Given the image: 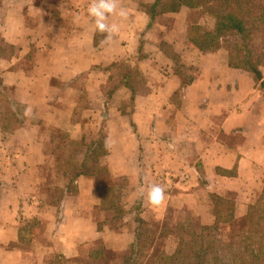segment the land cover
I'll use <instances>...</instances> for the list:
<instances>
[{
	"label": "crops",
	"instance_id": "0c3cea01",
	"mask_svg": "<svg viewBox=\"0 0 264 264\" xmlns=\"http://www.w3.org/2000/svg\"><path fill=\"white\" fill-rule=\"evenodd\" d=\"M155 2L117 0L127 16H109L106 41L91 0H0V264H153L154 244L173 253L160 234L179 215L211 225V196L242 217L263 194L264 65L259 78L230 67L222 38L199 51L186 16L212 21L151 18ZM61 137L103 141L97 178L58 179Z\"/></svg>",
	"mask_w": 264,
	"mask_h": 264
},
{
	"label": "trees",
	"instance_id": "16d2710c",
	"mask_svg": "<svg viewBox=\"0 0 264 264\" xmlns=\"http://www.w3.org/2000/svg\"><path fill=\"white\" fill-rule=\"evenodd\" d=\"M182 8L200 9L212 21L209 23L211 29L194 26L190 30L189 41L199 51L213 52L220 39L226 36L230 41L229 66L260 77L259 67L264 65V0H156L150 9L151 18L157 10L170 13ZM7 50L10 47L0 41V56ZM11 106L13 104L8 102L7 110ZM0 115V125L11 123L12 118H6L3 112ZM66 139L61 137L63 145L57 147L55 154L58 179H67L70 186L79 175L97 178L98 160L105 153L103 141L85 145ZM108 193L107 208L121 216L118 196L113 190ZM210 200L213 223L186 225L177 222L173 229L162 230V240L172 234L178 240L177 245L171 255L160 253L156 256L153 264H264V217H261L264 193L248 206L242 217L235 215L232 201L217 196H211ZM137 254L140 260V249ZM124 264H133L132 258H127Z\"/></svg>",
	"mask_w": 264,
	"mask_h": 264
},
{
	"label": "clouds",
	"instance_id": "9594fccd",
	"mask_svg": "<svg viewBox=\"0 0 264 264\" xmlns=\"http://www.w3.org/2000/svg\"><path fill=\"white\" fill-rule=\"evenodd\" d=\"M87 14L94 20L96 29L106 34L105 40H111L113 35L118 31V27L115 24L109 25L106 23L109 16L115 14L120 17H126L127 12L123 8H118L117 0H91L87 8ZM25 116L31 115V109H25ZM165 188L160 185L151 186L148 193L149 203L157 207L164 199Z\"/></svg>",
	"mask_w": 264,
	"mask_h": 264
},
{
	"label": "rangeland",
	"instance_id": "374dc122",
	"mask_svg": "<svg viewBox=\"0 0 264 264\" xmlns=\"http://www.w3.org/2000/svg\"><path fill=\"white\" fill-rule=\"evenodd\" d=\"M186 19H188L189 20V23H190V25H191V27H194V26H197L198 28H201V29H204V30H206V29H211V24H209L208 22H207V20H205L203 17H201L200 15H198L197 13H193V14H188L187 16H186ZM223 40H226V41H224L223 43L225 44V46H227L228 48L230 47V41H229V39L228 38H226V36H223V38H222ZM264 193V192H263ZM260 198V196L257 198V199H255L254 201H253V203L256 201V200H258ZM261 199H263V198H261ZM260 199V200H261ZM227 200H229V199H227ZM263 206H264V203H263ZM179 217H181V219L179 220V222L181 223V224H186V223H192V224H196V225H198L199 223H197L196 221H194V220H191V219H189L190 221H188V218H186V216L185 215H179ZM261 217H264V213L263 214H261ZM187 225V224H186ZM189 225V224H188ZM190 226V225H189ZM177 240V239H176ZM175 240V243H174V246H173V253H174V251H175V248H176V242L178 241H176ZM147 242H145V246H144V248L147 250ZM164 252V250H163V246L161 245V246H158V243L157 244H154V246H153V250H152V261H153V263H154V260H155V258H156V256H159V255H161L160 254V252ZM142 253H143V251H142Z\"/></svg>",
	"mask_w": 264,
	"mask_h": 264
}]
</instances>
